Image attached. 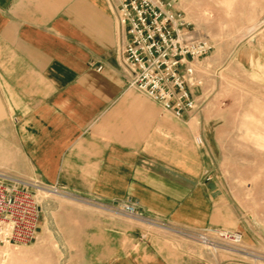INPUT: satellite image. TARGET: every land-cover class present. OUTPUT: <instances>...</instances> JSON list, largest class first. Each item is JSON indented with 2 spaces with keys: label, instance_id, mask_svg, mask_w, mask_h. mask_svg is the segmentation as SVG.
<instances>
[{
  "label": "crops",
  "instance_id": "obj_1",
  "mask_svg": "<svg viewBox=\"0 0 264 264\" xmlns=\"http://www.w3.org/2000/svg\"><path fill=\"white\" fill-rule=\"evenodd\" d=\"M117 5L0 0V149L13 151L4 164L69 197L132 198L154 220L75 206L73 225L58 229L82 264H246L239 249L171 235L224 228L253 238L213 173L201 111L178 118L130 85ZM42 212V229L56 230L51 201Z\"/></svg>",
  "mask_w": 264,
  "mask_h": 264
},
{
  "label": "rangeland",
  "instance_id": "obj_2",
  "mask_svg": "<svg viewBox=\"0 0 264 264\" xmlns=\"http://www.w3.org/2000/svg\"><path fill=\"white\" fill-rule=\"evenodd\" d=\"M173 1L189 23V33L212 44L195 63L203 80L194 93L201 105L207 141L203 143L212 153L216 179L252 234V241L243 240L238 247L245 263L264 264V0ZM12 152L0 149V171L28 180L4 164ZM37 192L41 214L35 238L25 245L2 248L0 264H82L81 247L64 244L66 237L58 225H73L75 214L67 211L75 206L95 204L46 190ZM47 201L52 204L51 225L57 227L52 231L41 226ZM73 227L65 232L75 238ZM177 233L172 237L213 248L184 229Z\"/></svg>",
  "mask_w": 264,
  "mask_h": 264
},
{
  "label": "built area",
  "instance_id": "obj_3",
  "mask_svg": "<svg viewBox=\"0 0 264 264\" xmlns=\"http://www.w3.org/2000/svg\"><path fill=\"white\" fill-rule=\"evenodd\" d=\"M116 14L121 27L119 53L130 85L178 118L199 111L194 93L203 80L195 63L211 50L210 40L189 33V23L173 0H118ZM197 142L203 143L201 136ZM37 190L66 195L56 184L0 171V254L4 247L25 245L35 238L41 214ZM92 202L141 221H154L139 211L132 198L115 204ZM184 230L213 248L238 249L243 241L242 233L233 229Z\"/></svg>",
  "mask_w": 264,
  "mask_h": 264
}]
</instances>
